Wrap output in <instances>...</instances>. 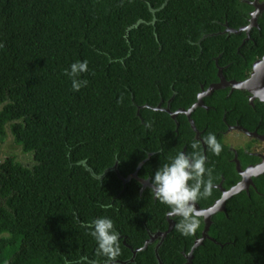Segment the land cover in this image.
Instances as JSON below:
<instances>
[{
    "label": "trees",
    "instance_id": "16d2710c",
    "mask_svg": "<svg viewBox=\"0 0 264 264\" xmlns=\"http://www.w3.org/2000/svg\"><path fill=\"white\" fill-rule=\"evenodd\" d=\"M248 9L241 0H0V139L9 134L34 162L0 161V264H119L149 232L165 231L168 207L134 178L123 185L115 163L126 178L144 161L137 176L151 183L185 147L206 157L212 184L221 175L224 186L239 179L222 118L253 130L262 115L260 131L264 103L252 109L238 90L204 99L214 108H198L191 118L202 140L216 135L219 155L206 145L203 153L184 116L176 126L165 112H136L171 98L170 111L187 108L201 85L218 82L217 66L226 80H244L264 55V13L242 46V34L216 33L219 23L245 24ZM77 60L88 62L79 77L88 85L73 91L64 70ZM253 182L255 189L235 194L212 216L208 236L216 243L204 240L192 264H264V174ZM218 197L211 187L196 203L204 209ZM104 203L112 206L99 207ZM101 216L120 234L114 262L98 254L82 226ZM173 221L158 255L162 264H185L182 253L200 237L203 221L187 237L176 227L179 218ZM155 245L127 264H157Z\"/></svg>",
    "mask_w": 264,
    "mask_h": 264
},
{
    "label": "clouds",
    "instance_id": "9594fccd",
    "mask_svg": "<svg viewBox=\"0 0 264 264\" xmlns=\"http://www.w3.org/2000/svg\"><path fill=\"white\" fill-rule=\"evenodd\" d=\"M87 71L86 60H77L64 70L71 80L73 91H79L88 85L87 79L79 78ZM203 142L213 154L221 153L222 145L214 133L209 132ZM192 147L196 148V144ZM212 182V169L206 166L204 155L198 152H177L169 162L159 166L152 174L149 190L156 200L168 207L169 217L179 218L176 227L181 235L187 237L196 233L200 227L201 217L197 215L195 204L209 196ZM111 206L110 203L99 205L104 209ZM82 226L96 241L98 254L114 262L121 254V246L120 234L115 230L113 221L109 217L101 216Z\"/></svg>",
    "mask_w": 264,
    "mask_h": 264
},
{
    "label": "water",
    "instance_id": "95a60500",
    "mask_svg": "<svg viewBox=\"0 0 264 264\" xmlns=\"http://www.w3.org/2000/svg\"><path fill=\"white\" fill-rule=\"evenodd\" d=\"M256 8L257 9L255 11H253L250 15L249 26L240 28L238 30H231L230 29L228 31L230 33H233V34H238V33L244 31V32H246V35H247L246 38H248V30L251 27H257V24H256L257 14H258L260 8H261V10L264 9V4H262L258 7L256 6ZM216 66H217V64H216ZM217 77H218V82L210 84L209 87L207 88V90H201L197 94L196 101L187 109H178L174 112H171L169 110L168 106L166 108H162L159 104L156 107H150L148 105H143L141 107H137L136 114L139 116V109L140 108H150L153 111L165 112L170 116V118L173 121H175L176 126H178V123L176 122L177 115H179V114L185 115L187 117L190 128L192 129V131L195 134L194 139L201 143L202 148H203V153H204L205 152V144H204L202 138L200 137V132L197 130V128L194 124V121L191 118V113L197 108L206 109V106L203 103V97L208 96L214 90L223 89L225 87H230L231 90L235 89V90H240V91H247L251 94L250 98H252V99L257 98L259 101L264 102V55L261 58L255 59L253 61L252 66H251V73H250L249 77L242 80V81H236V80H229L228 81V80H226L225 76L222 73V68L219 66H217ZM233 128L236 130L244 132L245 134H247L250 137H254V138H257L259 140L264 141V135H259L255 132H249L246 129H244L243 127L238 126V125H235ZM229 130H230V127L228 128V131ZM148 157H149V155H148ZM143 163H144V161L140 162L138 164L136 170L134 171V173L128 175L126 178H123L122 176H120V174L117 170V164L116 163L113 165L111 170H113L115 172L117 177L122 181L123 185H125V183H127L132 178L138 180V182L141 184V191H142L146 187L150 188L149 179H141L137 176V172L140 169V167L143 165ZM236 169H237V173L241 176L240 181L236 185L232 186L228 190H225V189H222L220 187V184H219L218 188H221L222 195L218 200H216L211 206H209L207 208L201 209L197 203L195 204V209L197 211V215H199L202 218L203 228H202L200 237H198L194 240L190 251L187 254H184V252L182 253L184 258H185V264H192L193 251L197 247L202 245L204 240L209 239L211 241H214L213 239H211L208 236L209 227L212 224V216L214 214H216L217 212L224 211L225 203L229 198H231L232 196H234L235 194H237L241 191H248L249 186H253V180L252 179L259 176L260 174L264 173V165L263 164L257 165L255 167L250 166V167L242 170L239 166V163L236 162ZM173 218L174 217H169L168 213H167L166 219H167L168 226H167V229L165 231H162V232L156 231L154 233L149 232L148 239L144 242L143 246L141 248L131 250L132 256L128 261H125V262L115 261V262L119 263V264H127V262H133L137 252L145 250L149 244L156 242V245L154 248V254H155V257L157 260V264H162V261L160 260L159 255H158V249H159L160 245L162 244L166 235L173 229V226H174ZM123 243L125 244V242H123Z\"/></svg>",
    "mask_w": 264,
    "mask_h": 264
},
{
    "label": "flooded vegetation",
    "instance_id": "af4514ba",
    "mask_svg": "<svg viewBox=\"0 0 264 264\" xmlns=\"http://www.w3.org/2000/svg\"><path fill=\"white\" fill-rule=\"evenodd\" d=\"M241 2H243L244 4H246L248 7H249V9H248V11H247V17L245 18L246 19V23L245 24H242V25H240V26H238L237 28H233V27H230L228 24H227V22H224V23H219V25H220V27H221V31H219L218 33H216V34H220V35H224V34H226V35H241L242 34V39H241V46L245 43V42H249V41H252L253 39H252V36H251V34H253L254 35V31L255 30H258L259 31V26H258V18L264 13V9L263 10H261V8L259 9V12H258V14H257V18H256V24H257V27H251L249 30H248V38H246L247 37V35H246V32H240V33H238V34H233V33H230L228 30H238V29H240V28H243V27H247V26H249V19H250V15H251V13L253 12V11H255L257 8H256V6L258 7V6H260V5H262V4H264V0H241ZM261 58V57H260ZM256 59H258V58H256ZM222 68V67H221ZM250 73H251V70H250V72H249V74H248V76L246 77V78H248L249 77V75H250ZM245 78V79H246ZM229 81V80H228ZM210 85V84H209ZM209 85L206 87V88H204L202 85L200 86V90L198 91V93L201 91V90H207V88L209 87ZM219 90H227L228 92H229V94H231L233 91H235V89L234 90H231L230 89V87H225V88H223V89H219ZM216 91H218V90H214L213 92H211L208 96H206V97H203V103H204V99H207V98H209V97H212V95H213V93L214 92H216ZM237 91V90H236ZM238 91H240V90H238ZM241 92H243L244 94H243V97L245 98V100H246V103L252 108V109H254V104L255 103H257V102H260V103H264V102H261V101H259L257 98H254V99H252V98H250L251 97V94L249 93V92H247V91H241ZM197 93V94H198ZM197 94H196V98H197ZM173 97V96H172ZM172 99V98H171ZM171 99L167 102V104H166V106L165 107H162L161 106V104H162V102H160L159 103V105L162 107V108H166L167 106L169 107V102L171 101ZM193 104V103H192ZM191 104V105H192ZM190 105V106H191ZM204 105H205V103H204ZM190 106H188L187 108H189ZM206 106V109H204V110H209L210 108H214V107H212V106H207V105H205ZM187 108H183V107H177L176 108V110H178V109H187ZM198 109V108H197ZM200 109H203V108H200ZM170 110V109H169ZM176 110H174V111H176ZM196 110V109H195ZM194 110V111H195ZM173 111V112H174ZM193 111V112H194ZM172 112V111H171ZM192 112V113H193ZM192 113H191V115H192ZM180 115H182V116H184L185 117V119L187 120V117L185 116V115H183V114H179V115H177V117L178 116H180ZM176 117V118H177ZM263 119V116L262 115H260L259 116V120L257 121V125L254 127V129L253 130H248V129H246L245 127H243V126H241L240 124H239V122H237V121H235L234 123H232V124H229L228 122H226L225 121V118L223 117L222 118V121L224 122V125H225V129L224 130H222L221 131V134L223 135V138L224 137H226L228 134H230V133H239V134H241V135H243L244 137H245V139H246V141H245V143L244 144H242V145H240V146H236V148L235 147H233V145H226L227 147H228V150L231 152V157L228 159V161L229 162H231L232 164H233V168H234V170L236 171V173H237V169H236V162H238L239 163V166H240V168L242 169V170H244V169H246V168H248V167H250V166H252V167H255V166H257V165H260V164H263L264 165V141H262V140H259V139H257V138H254V137H250V136H248L247 134H245L244 132H242V131H239V130H236V129H234L233 127L235 126V125H238V126H241V127H243L244 129H246L247 131H249V132H255V133H257V134H259V135H264V128H260V131L258 130V128H259V124H260V122H261V120ZM187 122H188V120H187ZM230 127V130L228 131V128ZM194 133V132H193ZM195 135V134H194ZM201 144V143H200ZM247 146H249V147H247ZM184 149V150H183ZM183 149H182V152H185V147H183ZM241 150H243V155L242 154H239V151H241ZM241 156V157H240ZM240 157V158H239ZM237 160V161H236ZM264 174V173H263ZM237 175H238V177H239V179L238 180H236L234 183H231V184H229V186H224L223 185V181H224V178H223V176L221 175V179H220V181L219 182H217V183H215V184H212L211 185V187H213L214 189H216L217 191H218V198L217 199H215V201L216 200H218L220 197H221V195H222V191H221V188L222 189H225V190H228V189H230L232 186H234V185H236L239 181H240V179H241V176L237 173ZM260 175H262V174H260ZM258 177V176H257ZM256 178V177H255ZM254 179V178H253ZM252 179V180H253ZM220 184V187L221 188H218V185ZM250 188H253V189H255V186H254V182H253V186H249V189H248V191H244L246 194H248L249 193V190H250Z\"/></svg>",
    "mask_w": 264,
    "mask_h": 264
},
{
    "label": "rangeland",
    "instance_id": "374dc122",
    "mask_svg": "<svg viewBox=\"0 0 264 264\" xmlns=\"http://www.w3.org/2000/svg\"><path fill=\"white\" fill-rule=\"evenodd\" d=\"M223 141L226 145L240 146L245 143L246 139L243 135L239 133H230L223 138ZM239 148V147H238ZM12 156L24 165L25 167L31 168L34 164L32 154L22 153L21 148L16 145L12 137L7 134L5 138L0 139V161L6 157Z\"/></svg>",
    "mask_w": 264,
    "mask_h": 264
}]
</instances>
